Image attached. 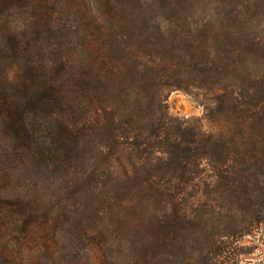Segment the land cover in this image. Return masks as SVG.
<instances>
[{"label": "trees", "instance_id": "1", "mask_svg": "<svg viewBox=\"0 0 264 264\" xmlns=\"http://www.w3.org/2000/svg\"><path fill=\"white\" fill-rule=\"evenodd\" d=\"M172 91L203 115L172 116ZM255 250L264 0H0V264Z\"/></svg>", "mask_w": 264, "mask_h": 264}, {"label": "rangeland", "instance_id": "2", "mask_svg": "<svg viewBox=\"0 0 264 264\" xmlns=\"http://www.w3.org/2000/svg\"><path fill=\"white\" fill-rule=\"evenodd\" d=\"M168 111L172 116L178 118L188 117H201L203 115V109L198 105L194 99L181 92L172 91L167 100ZM237 243L236 248H263L259 241V235L246 236L244 238H235ZM39 244H29V248H39ZM263 256V255H262ZM260 255V251L255 250L248 257L251 259L248 264H264V257Z\"/></svg>", "mask_w": 264, "mask_h": 264}]
</instances>
